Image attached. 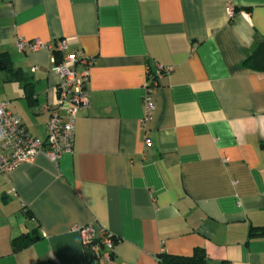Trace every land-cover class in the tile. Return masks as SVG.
<instances>
[{
  "label": "crops",
  "instance_id": "crops-1",
  "mask_svg": "<svg viewBox=\"0 0 264 264\" xmlns=\"http://www.w3.org/2000/svg\"><path fill=\"white\" fill-rule=\"evenodd\" d=\"M17 37L65 39L93 62L71 153L0 173V264H98L73 230L87 224L114 242L100 264L195 248L208 264H264V72L243 65L264 0H0V100L44 140L59 77ZM156 64L172 71L144 122Z\"/></svg>",
  "mask_w": 264,
  "mask_h": 264
},
{
  "label": "built area",
  "instance_id": "built-area-1",
  "mask_svg": "<svg viewBox=\"0 0 264 264\" xmlns=\"http://www.w3.org/2000/svg\"><path fill=\"white\" fill-rule=\"evenodd\" d=\"M227 13L232 15V6H227ZM15 45L19 51H50L52 70L58 75L56 106L43 105L41 111L48 114L46 137L40 140L31 136L23 127L20 118L11 112L8 103L0 100V173L6 174L23 162L32 161L43 153L51 161H57L62 154L71 153L73 129L77 111L88 106L87 82L93 59L82 50L69 51L65 39L43 42L38 38L17 37ZM54 52L60 55L57 61ZM32 69V71H34ZM172 71L171 66L156 64L153 71H147L143 84L142 104L143 120L148 121L154 109L153 91L158 79ZM149 144V139L145 138ZM84 247L93 252L96 259L109 262L112 259L113 239L105 229L99 230L96 238L92 225L74 226Z\"/></svg>",
  "mask_w": 264,
  "mask_h": 264
},
{
  "label": "trees",
  "instance_id": "trees-1",
  "mask_svg": "<svg viewBox=\"0 0 264 264\" xmlns=\"http://www.w3.org/2000/svg\"><path fill=\"white\" fill-rule=\"evenodd\" d=\"M57 61L60 58L58 53L54 52ZM4 65V60L2 61ZM243 65L252 71L264 72V41H258L252 52L244 59ZM8 65L6 64V69ZM13 74L16 75L17 71H13ZM261 147L264 148V142L261 143ZM15 246L18 248L22 246V239H15ZM161 264H208L206 253L201 248H195L193 253L188 256L183 255H172L161 253L158 256ZM97 263L100 264V260L97 259Z\"/></svg>",
  "mask_w": 264,
  "mask_h": 264
}]
</instances>
